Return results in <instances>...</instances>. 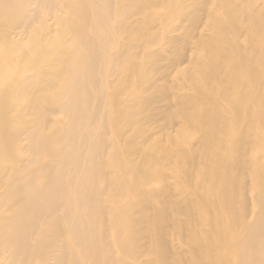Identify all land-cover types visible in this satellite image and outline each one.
Masks as SVG:
<instances>
[{
  "label": "bare ground",
  "instance_id": "obj_1",
  "mask_svg": "<svg viewBox=\"0 0 264 264\" xmlns=\"http://www.w3.org/2000/svg\"><path fill=\"white\" fill-rule=\"evenodd\" d=\"M0 264H264V0H0Z\"/></svg>",
  "mask_w": 264,
  "mask_h": 264
},
{
  "label": "rangeland",
  "instance_id": "obj_2",
  "mask_svg": "<svg viewBox=\"0 0 264 264\" xmlns=\"http://www.w3.org/2000/svg\"><path fill=\"white\" fill-rule=\"evenodd\" d=\"M263 2V1H262ZM209 32L208 31H206V34H208ZM189 51H190V54H189ZM198 51V50H197ZM197 51H195L193 48L192 49H189V50H187L186 51V53H185V55H184V57H182L181 58V60H179L178 61V63H179V68H181V69H187L189 66H187L189 63L188 62H191L192 60V58H194L195 57V55H196V53L195 52H197ZM168 55H170V57L172 58V57H174V52H172V51H169L168 53H167ZM194 56V57H193ZM189 60H191V61H189ZM192 63H190V65H191ZM173 78L175 79L176 78V74H175V72H173ZM173 79V80H174ZM184 83V85H187V86H185V91L184 90H181V93L182 94H184L185 92H187V93H192L193 91H192V89H190V84L191 83H189L190 81H188V82H186V81H184V80H181L180 81V83ZM187 90H189V91H187ZM177 92V91H176ZM227 106V105H226ZM230 106V105H229ZM161 128V126H158V125H156V126H153V127H151L150 129H151V131H149V133L151 134V138H153V140H157L158 142H159V146H164L165 144H168L169 143V138L168 137H166L165 135H161L160 133H159V129ZM169 132V134L170 135H176V131H175V129H171V130H169L168 131ZM164 136V137H163ZM165 141V142H164ZM198 144H197V142H196V140H195V149H197L198 148V146H197ZM165 148V147H164ZM159 185V184H158ZM158 185H156V186H158ZM159 186H161V187H164V188H166L172 195H174V193L176 192V187H175V184H174V182H173V179L172 178H170V177H168V176H166V175H163V181H162V183L159 185ZM163 196H161L160 198H159V200H163ZM179 249V251L180 250H182L183 248H178Z\"/></svg>",
  "mask_w": 264,
  "mask_h": 264
}]
</instances>
